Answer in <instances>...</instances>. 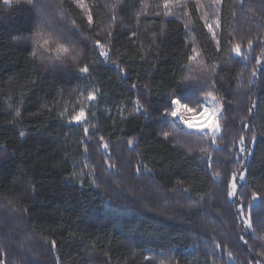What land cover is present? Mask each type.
<instances>
[{
  "label": "trees",
  "instance_id": "obj_1",
  "mask_svg": "<svg viewBox=\"0 0 264 264\" xmlns=\"http://www.w3.org/2000/svg\"><path fill=\"white\" fill-rule=\"evenodd\" d=\"M41 20L75 60L31 56ZM207 91L214 143L165 115ZM262 237L264 0H0V264H264Z\"/></svg>",
  "mask_w": 264,
  "mask_h": 264
},
{
  "label": "snow or ice",
  "instance_id": "obj_2",
  "mask_svg": "<svg viewBox=\"0 0 264 264\" xmlns=\"http://www.w3.org/2000/svg\"><path fill=\"white\" fill-rule=\"evenodd\" d=\"M9 3H10V0H4L5 5H7ZM28 3L32 4V0H28ZM33 7H35V5H33ZM165 7H167V4H165ZM89 22L91 23V17L90 16H89ZM28 39H30L32 41L33 47H32V51H31V56L33 58H37L38 53L41 50H43L44 52H54L56 60H62L63 57H65V56H72V59L75 60L77 58V56L80 55L79 52H77L76 55H72V53L74 51L73 48H71L70 46H68L64 43H60L58 40H54L52 33L45 30L43 20L38 22L37 27L35 28L33 34L30 37H28ZM53 43H55V47H52ZM96 43H97V45H99L98 41ZM248 47L251 49V47H252L251 41L248 42ZM192 51L194 54L198 55V53H196L195 48H193ZM233 51H235L237 56L241 55L240 45H236L235 48L233 49ZM100 55L107 56V53H105L104 51H101ZM40 59H43V57L40 56ZM189 59L193 60V59H195V56H190ZM258 62H259V60H258ZM87 71H88L87 67H84L81 69V72L86 73ZM205 96L207 98L211 99V101H212L211 108L207 107L205 102L201 101V100H197L195 103L198 107L203 108V116L204 117H206V118L207 117H214L217 114V109H216V104H215V96L213 95V92H211V91H207L205 93ZM88 99L93 100V99H95V97L90 95L88 97ZM191 103H192L191 99L187 96H182L180 98H176L174 96L170 100V103L167 106L168 110L165 112V115L171 116L172 118H174V120L172 122L173 127H175V119H179L189 129L198 128V126L196 124L191 122V118L185 115L186 113L196 112V109H194L193 107H190ZM199 114L200 113H197V115H199ZM17 115H19V112H17ZM84 115H85V113L83 112V110H81L79 115L74 117V119L79 121ZM85 131H87V129H85ZM218 131H219V124L218 123L213 124V126L210 129V132L212 133L213 143L215 142V137H216V134ZM21 135H23V133H21ZM163 135L165 138H167L169 136V132L165 131V132H163ZM184 135H196V133H184ZM205 135H208V133L207 132L203 133V135H201L199 138L203 139V136H205ZM252 139L254 141V139H255L254 136ZM239 143L241 145L240 151L246 152L247 148L245 146L243 136H241L239 138ZM201 151H205V149L201 148ZM217 175H219V173H217ZM235 179H236V176L233 175V177H232L233 183L231 184L232 190L228 192L229 196H233L235 194V188H236V184L234 183ZM240 179L241 180L244 179L243 174H241ZM253 198L255 199V195L253 196ZM240 213L243 214V207H241ZM244 223L247 224V226L249 228L252 227V224L250 223L249 220L246 219L244 221ZM262 238H264V237H262ZM229 255H231V253H229Z\"/></svg>",
  "mask_w": 264,
  "mask_h": 264
},
{
  "label": "rangeland",
  "instance_id": "obj_3",
  "mask_svg": "<svg viewBox=\"0 0 264 264\" xmlns=\"http://www.w3.org/2000/svg\"><path fill=\"white\" fill-rule=\"evenodd\" d=\"M206 104V106L207 107H209V108H211V106H212V101H211V99L210 98H208L207 99V103H205ZM215 104H216V109H217V114L214 116V117H212L211 118V120L209 121V123L208 124H206L205 126H201V127H198V128H194V129H189V128H187V126L186 125H184L180 120H177L179 123H181L186 129H188V130H195V131H198L199 133H201V134H203V133H205V132H207L208 133V137L209 138H212V133L210 132V129H211V127L213 126V124H217L218 123V119H219V116H220V112H221V107L216 103V101H215ZM203 110V108L201 109V111ZM201 113V112H200ZM197 116V114H195V115H192V116H190V118H191V122H193V120L195 119V117ZM84 119H85V117L83 116L79 121H77V120H75L74 122L75 123H80V122H82V121H84ZM219 130H220V126H219ZM219 132V131H218ZM218 132H217V134H218ZM239 179V178H238ZM240 181H241V179H240ZM233 183V182H232ZM231 183V184H232ZM235 183V182H234ZM236 184V183H235ZM232 190V189H231ZM236 191H237V185H236V188H235V194H236ZM234 194V195H235ZM233 195V196H234ZM233 196H231V198L233 197ZM112 212V211H111ZM113 213V212H112Z\"/></svg>",
  "mask_w": 264,
  "mask_h": 264
},
{
  "label": "bare ground",
  "instance_id": "obj_4",
  "mask_svg": "<svg viewBox=\"0 0 264 264\" xmlns=\"http://www.w3.org/2000/svg\"><path fill=\"white\" fill-rule=\"evenodd\" d=\"M212 117H204L203 116V110L199 115L195 117L192 123L196 124L198 127L205 126L206 124L209 123Z\"/></svg>",
  "mask_w": 264,
  "mask_h": 264
},
{
  "label": "water",
  "instance_id": "obj_5",
  "mask_svg": "<svg viewBox=\"0 0 264 264\" xmlns=\"http://www.w3.org/2000/svg\"><path fill=\"white\" fill-rule=\"evenodd\" d=\"M177 120H179V119H177Z\"/></svg>",
  "mask_w": 264,
  "mask_h": 264
}]
</instances>
